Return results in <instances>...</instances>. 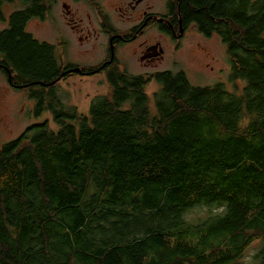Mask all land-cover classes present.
<instances>
[{
  "label": "trees",
  "instance_id": "obj_1",
  "mask_svg": "<svg viewBox=\"0 0 264 264\" xmlns=\"http://www.w3.org/2000/svg\"><path fill=\"white\" fill-rule=\"evenodd\" d=\"M174 2L222 36L243 92L115 68L84 115L57 92L58 48L27 30L55 1L0 0V71L56 125L0 146V264H244L264 242V0ZM197 208L212 212L195 222Z\"/></svg>",
  "mask_w": 264,
  "mask_h": 264
},
{
  "label": "rangeland",
  "instance_id": "obj_2",
  "mask_svg": "<svg viewBox=\"0 0 264 264\" xmlns=\"http://www.w3.org/2000/svg\"><path fill=\"white\" fill-rule=\"evenodd\" d=\"M55 4L52 12L44 19L35 18L29 22L27 30L36 39L41 42H46L58 48L61 62L66 65V61H82L83 63H98L104 55V39L101 37L91 45L79 47L76 43L70 44L62 48L63 42L70 36H67L65 16V3L70 5V8L76 14L78 19L84 20L88 24L89 16L93 17L94 25L99 28V21L93 13V8L88 3H75L72 0H53ZM105 9L113 15L115 19L120 17V8L124 2L128 0H98ZM152 2L159 11L162 9L164 1L146 0V4ZM69 7V6H68ZM18 6H5V14L7 19L13 12L20 10ZM8 27V23L0 19V32ZM119 28H124L121 24ZM70 32V27H68ZM100 29V28H99ZM152 33L160 38L157 29H153ZM164 45L168 48V58L157 70L159 72L171 71L174 73L184 71L192 85L196 87L214 86L217 84H225L229 91L233 93H242L245 88V82L232 80V64L228 54L227 47L223 44L219 36H214L212 39H206L196 30L187 35L186 39L177 44L170 39L164 38ZM177 46L180 47L178 50ZM130 48L125 49V53ZM129 73L155 74L156 70L142 69L138 65L131 63L128 67ZM58 94L63 101L70 107L77 108L81 114L87 115L90 113L91 105L95 97L105 95L110 92L107 80L100 76L96 77H78L64 76L57 83ZM161 85L155 80H151L147 88V94L153 98L159 92ZM33 91H41L40 88H33ZM30 89H16L11 86L8 76L0 71V146L10 143L18 139L25 131L43 121H50L51 125L56 128L52 112H45L42 117L35 115L37 101L29 96ZM152 100V99H151ZM153 100L151 107L153 108ZM214 211V210H213ZM211 209L197 208L192 212V220L199 222L204 220ZM264 247V242L259 241L251 245L246 253L240 259L244 264H255L256 258Z\"/></svg>",
  "mask_w": 264,
  "mask_h": 264
},
{
  "label": "flooded vegetation",
  "instance_id": "obj_3",
  "mask_svg": "<svg viewBox=\"0 0 264 264\" xmlns=\"http://www.w3.org/2000/svg\"><path fill=\"white\" fill-rule=\"evenodd\" d=\"M72 1L75 3H88L93 8L100 29L93 24L92 16H89V23L85 24L84 20L77 18L70 5L65 3L64 19L67 25V36L70 37L63 42L61 47L65 48L70 46L71 43L74 45L78 43L79 47H84L103 37L105 51L103 58L95 64L83 63L82 61H66L67 73L65 76L75 75L82 78H91L101 75L107 80V74L115 68L129 73L127 67L131 63L138 65L139 68L142 67V69L156 70L155 74H160L163 72H159L157 69L168 58V48L163 43L164 38L179 44L194 29L206 39H212L217 35L222 40V36L213 29L208 33L201 29L196 21L184 24L181 19V8L173 9L174 0H160L164 1L165 4L162 5V9L159 11L155 5H152V2L146 4V0H128L120 8V17L117 19L98 0ZM175 16H178V22H176ZM121 24L125 27L119 28L118 26ZM68 27H70V32ZM153 29L158 30L159 39L153 35ZM223 44L228 50V46L224 42ZM127 48H130L128 54L125 53ZM177 48L180 49L179 46ZM78 69L80 71H77ZM132 75L148 78L151 73Z\"/></svg>",
  "mask_w": 264,
  "mask_h": 264
},
{
  "label": "water",
  "instance_id": "obj_4",
  "mask_svg": "<svg viewBox=\"0 0 264 264\" xmlns=\"http://www.w3.org/2000/svg\"><path fill=\"white\" fill-rule=\"evenodd\" d=\"M66 8H67V6H66ZM77 71H80V70L78 69Z\"/></svg>",
  "mask_w": 264,
  "mask_h": 264
}]
</instances>
